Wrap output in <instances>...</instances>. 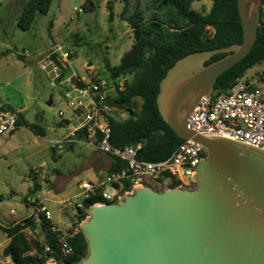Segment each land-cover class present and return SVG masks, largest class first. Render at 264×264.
I'll return each mask as SVG.
<instances>
[{
  "label": "water",
  "instance_id": "95a60500",
  "mask_svg": "<svg viewBox=\"0 0 264 264\" xmlns=\"http://www.w3.org/2000/svg\"><path fill=\"white\" fill-rule=\"evenodd\" d=\"M260 5L236 0L240 41L189 51L158 82L162 119L179 137L205 148L190 176L193 185L140 183L113 200L90 203L78 222L86 253L74 263L36 264H264V150L185 124L217 75L250 49ZM216 52L225 53L203 63Z\"/></svg>",
  "mask_w": 264,
  "mask_h": 264
},
{
  "label": "rangeland",
  "instance_id": "374dc122",
  "mask_svg": "<svg viewBox=\"0 0 264 264\" xmlns=\"http://www.w3.org/2000/svg\"><path fill=\"white\" fill-rule=\"evenodd\" d=\"M23 1L0 0V106L20 110L27 122L38 123L44 133L36 134L26 123H21L0 134V222L28 215L31 204L25 209L23 196L30 195L41 200L61 230L71 232L79 220H71L76 208L66 200L79 199L77 179L85 177L93 181L95 178V170L89 165L95 149L76 141L70 143L72 148L68 147L69 142L61 148L50 147L49 141L64 134L68 125L58 110L68 117L71 113L60 86L40 71L38 60L52 41H58L73 50L72 65L82 77L81 63L90 64L96 73L104 76L107 74L104 60L115 65L120 53L133 41L132 33L125 20L118 16L122 0H110L108 4L106 0H91L90 10L82 9L84 0H51L45 13H36L30 26L20 29L15 21ZM209 5L210 0H193L190 8L202 12ZM109 10L111 19H108ZM17 54L23 56L20 58ZM258 66L255 64L245 72ZM128 115L126 109L114 113L118 119ZM146 182L158 188L163 186L154 180ZM36 183L38 188L34 189ZM25 231L29 239L42 241L38 227L35 231L29 228ZM6 241L0 231V248ZM0 261L14 264L8 256H0Z\"/></svg>",
  "mask_w": 264,
  "mask_h": 264
},
{
  "label": "trees",
  "instance_id": "16d2710c",
  "mask_svg": "<svg viewBox=\"0 0 264 264\" xmlns=\"http://www.w3.org/2000/svg\"><path fill=\"white\" fill-rule=\"evenodd\" d=\"M50 1L24 0L16 17V26L20 29L28 28L36 13L47 11ZM191 1L193 0H122L123 5L118 16L130 27L133 41L120 53L115 65L104 60V66L111 78L126 76L124 89L115 94L112 103L128 110L129 115L123 119L113 116L108 118L109 140L117 145L139 142L136 153L139 158H163L182 140L162 119L157 109L155 98L158 82L166 69L175 59L189 51L222 46L241 39L236 0H210L207 10L202 12L190 8ZM109 2L110 0H106L107 4ZM91 4V0H84L82 9H92ZM263 9L264 0H261L257 32L250 49L217 75L214 90H226L246 68L259 60L264 63ZM111 17L109 10L108 19ZM224 53L216 52L203 63ZM17 56L21 58L23 55ZM9 109L13 110L11 107ZM16 113V126L26 123L34 133H44L41 125L27 122L20 110ZM123 165L122 159L112 157L106 172H112ZM126 184L124 180L123 185ZM25 197L23 196V201L27 203ZM102 199L99 194H91L83 198L82 203L86 208L90 203ZM34 212L37 214L38 223L34 221L33 213L8 223L0 222V231L7 238L0 248V256H8L14 264L42 262L46 259L43 242L55 244L49 220L43 217L40 210ZM85 214L84 210L76 208L75 219L80 220ZM35 227L42 234V241L29 239L27 236L25 229L35 231ZM67 239L72 252L57 259L74 263L86 253V242L78 225Z\"/></svg>",
  "mask_w": 264,
  "mask_h": 264
},
{
  "label": "built area",
  "instance_id": "2783aa9c",
  "mask_svg": "<svg viewBox=\"0 0 264 264\" xmlns=\"http://www.w3.org/2000/svg\"><path fill=\"white\" fill-rule=\"evenodd\" d=\"M73 55L69 46L52 41L38 60L40 71L60 86L71 113L68 117L58 110L68 125L64 134L51 139L49 145L61 148L70 141L85 142L111 157L122 159L124 165L105 173L99 182L80 180L77 184L79 199L66 202L86 212L83 198L99 194L102 200L110 201L123 191L131 190L134 185L148 183L147 180H154L163 186L172 181L175 183L170 185L192 186L191 173L204 155L205 148L198 141L182 138L163 158L148 160L137 157L139 142L112 143L109 140L108 118L115 117L114 113L121 110L112 102L115 94L124 89L126 76L111 78L108 73L100 76L85 66L82 77L72 65ZM255 64L259 66L237 77L226 90L212 89L201 96L186 116V127L203 135L221 136L264 150V63L259 60ZM16 116L15 110H0V134L16 126ZM124 180L126 186L123 185ZM25 199V205L30 203L50 222L55 244L43 242L45 260H58L70 254L72 247L67 236L73 231L66 232L54 224L49 210L41 202L29 195ZM9 211L14 212L12 209Z\"/></svg>",
  "mask_w": 264,
  "mask_h": 264
},
{
  "label": "crops",
  "instance_id": "0c3cea01",
  "mask_svg": "<svg viewBox=\"0 0 264 264\" xmlns=\"http://www.w3.org/2000/svg\"><path fill=\"white\" fill-rule=\"evenodd\" d=\"M81 64H83V67L85 68V66L86 67H88L89 69H91L92 71H94V72H96L95 70H93V68L90 66V64H87V63H81ZM84 70V69H83ZM85 71V70H84ZM108 73V72H107ZM20 107H17V108H15V109H19ZM0 110H11V109H9V107H4V106H0ZM16 111H18V110H16ZM119 112V111H118ZM64 123H65V121H63ZM72 142H75V141H70L69 142V148H72V146L70 145V143H72ZM76 142H80V141H76ZM95 149V148H94ZM112 161V157L111 156H109L108 154H106V153H103V152H101V151H98V150H94V154H93V156L92 157H90L89 158V165L95 170V172H94V179H93V181L92 182H99V181H101V180H103V177H104V174L105 173H107L106 172V169H107V167L109 166V164H110V162ZM80 180H88L87 178H80V179H77L76 181H75V187L78 189L77 190V195H78V192L80 191V189L78 188V182L80 181ZM37 184V183H36ZM152 186H155V185H152ZM156 187V186H155ZM36 188H38L37 187V185H36ZM35 189V188H34ZM30 196V195H29ZM31 198H32V196H30ZM34 199H37L39 202H41V200L39 199V198H37V197H35ZM25 203V202H24ZM26 204V203H25ZM28 207L29 206H26L25 205V209H28ZM10 213H12V212H10ZM14 213V212H13ZM30 213H33L34 214V221L36 222V223H38V218H37V214L34 212V208L31 206V209L30 210H28V214H30ZM74 216H72L71 217V220L72 219H75V213L73 214ZM23 217V216H22ZM21 217H16V218H13V217H10L9 218V221L8 222H10V221H15V220H18V219H20ZM7 222V223H8ZM54 223V222H53ZM55 224V223H54ZM70 224H68L65 228H67L68 226H69ZM26 229H28V228H26Z\"/></svg>",
  "mask_w": 264,
  "mask_h": 264
}]
</instances>
